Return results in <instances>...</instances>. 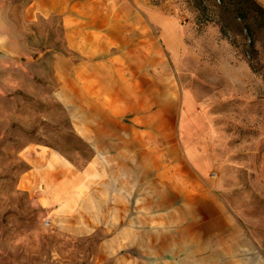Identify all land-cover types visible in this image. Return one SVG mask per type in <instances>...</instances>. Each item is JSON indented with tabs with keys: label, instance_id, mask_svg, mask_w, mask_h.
I'll return each instance as SVG.
<instances>
[{
	"label": "rangeland",
	"instance_id": "obj_1",
	"mask_svg": "<svg viewBox=\"0 0 264 264\" xmlns=\"http://www.w3.org/2000/svg\"><path fill=\"white\" fill-rule=\"evenodd\" d=\"M82 1L0 0V264H264V34L249 38L227 13L226 25L214 11L203 22L188 0H95L110 13L94 20L106 24L111 66L132 82L142 76L149 112L162 101L168 110L176 91L180 115L160 129L175 146L151 144L152 131L141 139L144 155L181 156L183 192L174 208L152 192L143 209L128 206V218L144 215L145 238L107 246L91 215L78 217L75 234L82 184L92 182L78 171L95 155L96 123L95 56L68 47L98 35ZM50 155L73 181H61L55 203ZM191 155L201 171L183 161ZM176 216L178 238L156 239V219L166 229Z\"/></svg>",
	"mask_w": 264,
	"mask_h": 264
},
{
	"label": "crops",
	"instance_id": "obj_2",
	"mask_svg": "<svg viewBox=\"0 0 264 264\" xmlns=\"http://www.w3.org/2000/svg\"><path fill=\"white\" fill-rule=\"evenodd\" d=\"M82 6L83 9H87V11L83 10L84 15H90L93 19V22L88 21L94 27L93 32L98 33L100 36L97 35L95 40L90 41V44L85 42L82 47L71 45L70 41L67 42L68 47L78 54L88 55V57L95 56L96 61L95 155H92L90 160L78 171L80 176L83 175L82 177L91 179L92 182L85 184V186L82 184L83 188H87L89 192L80 199L79 203L83 210L82 214L77 212L75 234L84 232V229L80 227L81 221L78 217L91 215L95 222V232L101 227L105 228L107 231L104 240L109 241L107 246H113L120 239L145 238L147 221H144L142 217L144 215L140 213L137 216L138 219L132 220L131 217L128 218V215H126L129 210L127 213L126 211L128 206H134V209L138 210L143 209L148 192L155 193V197L161 205H163L164 198H167L169 207L174 208V205L177 207L178 195L183 190V188L180 189V169H177V166L181 164V156L144 155L142 149L145 143H143L141 137L143 133L152 131L151 144L166 143L169 147H174L173 135H169L170 132L164 133L160 129L174 126V113L176 117H179L180 108L178 104L175 108L173 106L176 91L171 88L168 89L169 93L167 95V101H170L168 110H165V104L162 101L159 106L155 105L157 110L152 109L149 112L148 92L147 87L141 85L142 76L138 75L135 82H132L131 76L127 75L125 71L119 73L115 71V67L111 66L114 55L107 44L108 41L105 39L106 24L103 26L97 24L95 27V14L107 18L110 17L109 11L105 13L95 10V0H83ZM123 63L126 65L128 62L124 59ZM168 86H171V83ZM151 111L156 112L154 118ZM165 112L169 113L170 117L163 119V113ZM154 134L155 136H153ZM157 136L160 139H157ZM152 140L155 142H152ZM165 157L169 161L167 164H165ZM197 157L198 155H191L189 159L185 158L183 160L188 161L187 165L188 163L190 165L188 168H191L193 173L202 169L194 162L198 159ZM47 158H49L48 160L51 161L53 167L43 168L45 174L49 176L48 185H50L45 190L46 195L51 197L50 201L55 203L57 197L65 198V190H59L61 189V181L62 183L63 181L67 182V185H70L73 181L70 182V179L67 178L62 179L65 175L63 169L67 167L60 162H56L52 155ZM37 165H40V163ZM49 188L50 190L54 189L56 192L48 193ZM160 192H162L161 196ZM50 204L48 203V205ZM120 208L124 210L121 212ZM91 209L94 210L91 211ZM169 211L172 213L171 210ZM117 213L122 215H117ZM179 218V216L175 219L171 217L170 221L173 227L166 229L163 227L162 220V228L159 229L160 221L156 219L157 225L154 229L156 239L161 236L164 237L165 232L174 233V236L178 238V225L181 222ZM119 222L122 226L117 228L116 224H119ZM190 223L194 222L190 221ZM67 224L72 227L70 221H67ZM79 236L77 235V237ZM112 249L114 250V247Z\"/></svg>",
	"mask_w": 264,
	"mask_h": 264
},
{
	"label": "trees",
	"instance_id": "obj_3",
	"mask_svg": "<svg viewBox=\"0 0 264 264\" xmlns=\"http://www.w3.org/2000/svg\"><path fill=\"white\" fill-rule=\"evenodd\" d=\"M164 0H151L153 5H158ZM189 5L202 17V21L208 22L209 12H218L219 22L227 24L222 16L238 21L249 38H253L254 29H259L264 34V8L255 0H188ZM210 14V13H209Z\"/></svg>",
	"mask_w": 264,
	"mask_h": 264
}]
</instances>
